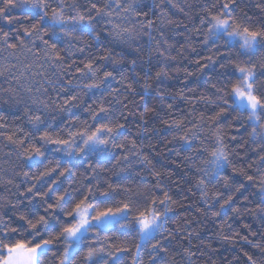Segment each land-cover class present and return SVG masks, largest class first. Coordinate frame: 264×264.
Here are the masks:
<instances>
[{"label": "snow or ice", "instance_id": "snow-or-ice-1", "mask_svg": "<svg viewBox=\"0 0 264 264\" xmlns=\"http://www.w3.org/2000/svg\"><path fill=\"white\" fill-rule=\"evenodd\" d=\"M196 3L0 0V264H196L211 244L169 227L173 183L213 223L258 218L217 239L264 264V0ZM245 133L255 156L225 175ZM165 146L192 179H162Z\"/></svg>", "mask_w": 264, "mask_h": 264}, {"label": "trees", "instance_id": "trees-1", "mask_svg": "<svg viewBox=\"0 0 264 264\" xmlns=\"http://www.w3.org/2000/svg\"><path fill=\"white\" fill-rule=\"evenodd\" d=\"M153 0H145V4L150 6L152 4ZM157 3H159V0H156ZM174 2H180V0H174ZM187 3L192 4L193 9H198L199 5L196 3V0H187ZM159 12V8L156 10ZM173 15L174 19L180 20L183 18V13L178 12L176 9H172L169 13L170 15ZM151 15V13H150ZM194 15V13H193ZM179 39H182V37H178ZM197 50H200V45H196ZM211 53H205V55H208ZM186 65L191 69L194 70L195 66L192 64H188L185 62ZM196 77H193L192 79H195ZM200 80H203L204 78L201 76L199 77ZM138 104H142L143 101H137ZM199 107V105L197 106ZM185 110L187 109L185 106ZM232 123V122H230ZM229 132V135L235 131L233 128L227 129ZM239 131L244 132V129L241 128ZM135 135V134H134ZM151 144L159 146V140L151 141ZM166 144V142H165ZM167 147H162L160 150V153H156L155 151H152V155L149 156V159L152 161V165L156 167L157 170H159L161 173L164 174L162 176V179L165 178V176H171L174 179H178L180 176H184L186 179H192L191 172L188 168L185 167V164L180 163L181 160H183V155L180 157L173 156L172 159H169V156H171V153L167 151ZM254 146L251 144L250 137L247 133H245L242 137L238 136L237 140L231 141L229 144V150H230V163L227 166L226 170L224 171L225 175H231L234 173V169H238L240 167H243L241 164V161H248L249 157H254L255 153L253 151ZM6 151V150H4ZM145 152H149L150 148L146 144L144 148ZM0 158L4 157V152L0 151ZM173 161H176L177 163H173ZM7 167V165H4ZM136 171H132L130 173H122L121 175H131L135 177L138 180H150L151 177L148 175V172L142 165H136L135 166ZM169 183H172L170 181H166ZM180 184L182 185V188H188L191 187L190 185L185 184L184 179L179 180ZM210 191H215L217 189L221 191H226L223 188V181L217 182L215 185H210ZM172 190L174 195H176V198L179 200L180 204H183L184 207H180L179 205L176 206L175 210L172 215L174 217V221L170 223L169 227H176L177 224H182L185 219H188L189 221H199V226L195 227V231L200 234V237L203 238L204 245L211 244V248H203L200 252L197 253V257H194L193 259L196 261V264H225V258L228 260H232V257L235 255V250L226 251V246L217 239V237L209 236L205 234L203 228H202V219L206 216L202 214V209L204 208V205L199 199V195H192L190 198L188 195L182 190L177 189L174 186H172ZM195 191V189H192ZM191 209L189 211H186L187 209ZM233 219L237 222V231L244 233L246 229L243 227L244 223H248L249 226L255 230L258 227H261V221L251 216L250 214H245L240 219H236L233 215ZM116 237L114 236L113 239ZM186 243V242H185ZM181 245H177V247H180ZM177 261H180V256L177 254ZM180 264H185L184 261H180ZM232 264H236L235 261H232Z\"/></svg>", "mask_w": 264, "mask_h": 264}, {"label": "rangeland", "instance_id": "rangeland-1", "mask_svg": "<svg viewBox=\"0 0 264 264\" xmlns=\"http://www.w3.org/2000/svg\"><path fill=\"white\" fill-rule=\"evenodd\" d=\"M202 228L205 232V234L213 237H217V229L223 228L225 232H231L233 230L237 231V222L235 219H226V222L221 223V218H215V223L209 218V217H204L202 219ZM229 225L231 227H229ZM255 251V250H253ZM258 264H259V257H257ZM242 264V261L240 262Z\"/></svg>", "mask_w": 264, "mask_h": 264}]
</instances>
